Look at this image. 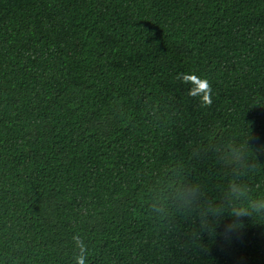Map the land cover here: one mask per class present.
<instances>
[{
  "label": "trees",
  "instance_id": "1",
  "mask_svg": "<svg viewBox=\"0 0 264 264\" xmlns=\"http://www.w3.org/2000/svg\"><path fill=\"white\" fill-rule=\"evenodd\" d=\"M249 199L264 0H0V264H264Z\"/></svg>",
  "mask_w": 264,
  "mask_h": 264
},
{
  "label": "clouds",
  "instance_id": "2",
  "mask_svg": "<svg viewBox=\"0 0 264 264\" xmlns=\"http://www.w3.org/2000/svg\"><path fill=\"white\" fill-rule=\"evenodd\" d=\"M176 79L181 84L189 85L187 95L191 98H198L201 108H208L212 104V88L206 78H201L195 74L178 73ZM230 192L234 194V198L239 200L242 197L248 196V189L245 186L230 184ZM248 207L252 209H264V199H249ZM236 216H246L247 209L234 210ZM230 230V229H229ZM73 242L78 249L74 256V264H88V246L84 243L83 238L79 234L72 237Z\"/></svg>",
  "mask_w": 264,
  "mask_h": 264
}]
</instances>
